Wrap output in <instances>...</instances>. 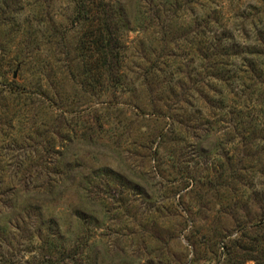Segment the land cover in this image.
Instances as JSON below:
<instances>
[{
	"label": "trees",
	"instance_id": "trees-1",
	"mask_svg": "<svg viewBox=\"0 0 264 264\" xmlns=\"http://www.w3.org/2000/svg\"><path fill=\"white\" fill-rule=\"evenodd\" d=\"M66 1L71 5V16L68 28L59 34L60 47L64 49L60 54L66 58L65 64L54 52L48 61L33 55L31 51L38 45L34 44V32L28 28L22 43L27 42L30 50L24 57L9 55L0 44L1 264H19L8 260L7 245L12 237L18 238L17 231L26 222L32 225L33 236L36 232L34 237L42 238L43 244L37 249H44L46 253L41 254L44 264H54L53 258L58 256L60 263L70 257L69 251L77 254L87 248V240H81L89 231L85 230V225L90 219L94 229L99 228L96 216L103 206V200L98 196L102 183L100 176L105 174L114 178L118 173L111 168L93 171L80 157L93 153L91 147L101 146L98 133L102 131L110 132V140L115 143L119 136L117 127L104 130V126L115 119L116 103L125 95L130 97L123 103L127 100L134 103H130L129 111L138 113L140 110L144 114L150 113L155 120L166 121V131L164 128L157 133L152 131L146 139V145L156 144V158L160 157L159 148L168 133L179 125L198 130L194 127L196 121L193 119L196 118L189 112L197 107V114H202L193 99L197 90L199 100L222 112L220 118L207 114L208 118L203 119L202 125L208 132L215 128L219 131L221 125L230 127V115L233 114H236L238 125L247 123L246 119L252 115L249 121L256 127L264 117V91H259L255 103L230 100V82L237 77L235 72L236 75L230 76V33L226 31L219 36L206 30L210 29L211 23H217V20H210L209 15L203 21V30L190 31L182 27L175 35L164 17L165 5L170 0H161L153 9L154 0ZM34 3L36 7L43 6L40 1ZM35 14L39 15V12ZM51 30L56 31V26ZM70 32L75 35L73 44L67 40ZM129 33H136L137 38L140 35L145 40H134L137 51L130 56L135 62L128 64ZM195 59L198 66H193ZM187 61L190 65H186ZM61 64L67 65L68 92L58 91L63 87V80L57 79L63 68ZM22 68L35 75L34 84L25 80L21 84L6 80L7 73ZM252 72L264 77L262 68H253ZM248 73L243 69L238 75L243 77ZM241 80L243 78L240 82L244 83ZM257 87L253 85L250 93L254 94ZM73 116L75 122L72 124ZM76 145H79L78 149L74 148ZM110 183L107 180L105 186H111ZM93 189L96 193L91 199ZM67 193L74 196L75 202L71 205L68 221L60 224L51 210L57 199ZM89 208H92V216H88ZM74 224L78 227V236L72 241L65 240ZM259 225L264 231V219ZM246 231L244 227L239 234L230 236V264L248 261L263 264L264 234L259 241L256 237L249 238Z\"/></svg>",
	"mask_w": 264,
	"mask_h": 264
},
{
	"label": "rangeland",
	"instance_id": "rangeland-1",
	"mask_svg": "<svg viewBox=\"0 0 264 264\" xmlns=\"http://www.w3.org/2000/svg\"><path fill=\"white\" fill-rule=\"evenodd\" d=\"M37 1L43 6L36 7L35 0H0V44L9 55L24 57L30 50L27 42L22 43L28 28L34 32V44L38 45L32 54L48 61L54 52L63 63L66 58L60 54L64 49L60 47L59 34L68 28L71 5L66 0ZM160 2L152 1V9ZM167 3L164 17L172 33H178L182 27L201 31L208 15L217 23H211L206 30L219 36L226 31L230 33V76L237 73L230 82V100L255 103L259 91H264V77H258L257 72L250 73L253 68L264 70V0H170ZM54 26L56 31L51 30ZM50 36L55 37L49 40ZM74 37V32L67 34L70 44ZM140 37L136 33L128 34V64L135 62L130 56L137 51L134 40H145ZM145 45L149 44L145 42ZM193 62V66H198L197 59ZM63 64L57 77L63 80V87L58 91L68 92L67 65ZM243 69L249 73L241 77L238 72ZM5 78L18 84L24 80L30 84L35 82V75L24 68L11 70ZM252 84L258 86L254 94L250 93ZM197 91L193 99L202 114H197V107L189 112L196 118L194 127L198 130L179 125L168 133L159 148L160 160L156 158L158 154L154 155L156 144L146 145V139L152 131L157 133L163 128L166 131V121L155 120L142 110L129 111L130 103H134L132 100L123 103L128 95L116 103L115 119L104 126V130L117 127L119 136L115 143L110 140V132L102 131L98 133L101 146L91 147L93 153L80 157L93 171L111 168L118 173L114 178L100 176L98 196L103 206L96 216L99 228L94 229L89 219L85 225L89 231L81 239L87 240L84 252L69 251L70 257L60 263L59 256L54 257V264H230V236L239 234L245 227L249 238L261 240L264 234L259 225L264 219V117L256 127L249 121L252 115L246 119L247 123L238 125L233 114L230 127L221 125V131L215 128L208 132L202 125L203 119L208 118L207 114L220 118L222 112L199 100ZM71 120L73 124L75 116ZM74 148L78 149L79 145ZM107 180L112 182L111 186H105ZM137 188L141 191H136ZM94 193L96 190H91V199ZM74 202V196L69 193L57 199L51 211L60 224L68 221ZM91 210L88 209V216H92ZM74 226L65 240L72 241L78 236V227ZM17 232L18 238L8 241V260L44 264L41 254L46 253L44 249H37L43 244L42 238L36 239V232L33 236L32 225L26 222Z\"/></svg>",
	"mask_w": 264,
	"mask_h": 264
}]
</instances>
